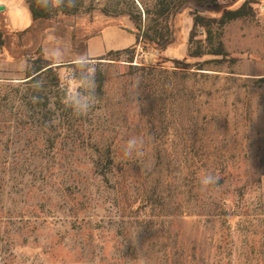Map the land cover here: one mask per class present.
Here are the masks:
<instances>
[{
    "label": "rangeland",
    "instance_id": "rangeland-1",
    "mask_svg": "<svg viewBox=\"0 0 264 264\" xmlns=\"http://www.w3.org/2000/svg\"><path fill=\"white\" fill-rule=\"evenodd\" d=\"M249 1L221 31L228 56L189 69L173 60L193 4L163 18L159 0H76L23 33L18 11L0 15V264H264V0ZM139 12L172 42L98 59L135 46ZM39 56L52 68L28 81ZM77 91L85 116L66 107ZM131 136L146 173L123 155ZM206 173L219 181L201 191Z\"/></svg>",
    "mask_w": 264,
    "mask_h": 264
},
{
    "label": "trees",
    "instance_id": "trees-1",
    "mask_svg": "<svg viewBox=\"0 0 264 264\" xmlns=\"http://www.w3.org/2000/svg\"><path fill=\"white\" fill-rule=\"evenodd\" d=\"M241 0H231L230 7L223 8V12L220 16L211 14L213 10L220 7L219 0H159L158 2V12L159 16L166 18L170 17L187 4H193V26L189 35L188 45H189V57H185L183 60L176 59L173 60L176 67L187 68L194 66L191 64L189 59L203 58L206 56L216 57L214 61H222L227 56L228 53L225 50L224 44L221 40V31L226 25L235 21L237 19H242L251 16L254 13V8L251 5V1L245 0L239 7L232 8L235 4L239 3ZM29 10L32 14L34 21L39 20H49L53 19L59 15H73L80 10V5L75 4V7H65L63 10H44L38 7L36 0H26ZM202 8V10H200ZM107 9V8H103ZM106 11V10H105ZM212 11V12H211ZM211 12V13H207ZM131 19L136 24V32L128 29L130 33L136 34V44L132 48H127L124 50L111 51L106 56L98 59H106L107 57L113 58L111 60L122 61L123 55H130L129 62H133V56L136 51V47L144 43V47L147 48L150 45H156L157 47L166 48L172 40L168 37H164L163 34L151 35V28H147L142 22V14L139 12V16L131 15ZM167 18V19H168ZM126 29V28H123ZM152 30L154 28L152 27ZM204 36L201 40L199 37ZM7 36L2 28L0 27V50L6 47ZM161 39V40H158ZM212 60V61H213ZM27 62L29 69L27 72L28 81L37 79L40 75L50 70L52 63L48 60L43 59L42 56L37 58L28 57ZM76 65V64H70ZM200 67V66H199ZM203 70V68H198Z\"/></svg>",
    "mask_w": 264,
    "mask_h": 264
},
{
    "label": "clouds",
    "instance_id": "clouds-1",
    "mask_svg": "<svg viewBox=\"0 0 264 264\" xmlns=\"http://www.w3.org/2000/svg\"><path fill=\"white\" fill-rule=\"evenodd\" d=\"M38 7L44 10H63L65 7H75L76 0H36ZM137 81L135 87H138ZM66 107L71 109L73 115L80 117L88 114L93 106V98L91 95L85 92H79L72 96H66ZM146 140L143 137L131 136L127 139L123 145V155L125 158L137 162L141 166L143 172L150 170L146 161L145 153ZM219 177L210 173L202 175L199 179L200 190L205 191L210 186H214L218 183Z\"/></svg>",
    "mask_w": 264,
    "mask_h": 264
},
{
    "label": "crops",
    "instance_id": "crops-1",
    "mask_svg": "<svg viewBox=\"0 0 264 264\" xmlns=\"http://www.w3.org/2000/svg\"><path fill=\"white\" fill-rule=\"evenodd\" d=\"M1 5L5 6V10L0 12V15L3 18H6V16H7L5 14L6 12L15 13L18 11L19 16H21L24 19V21L22 20L23 24L25 22L24 25H21L22 26L21 29L15 27V25L10 26L9 24H7L8 27L14 28L17 32L23 33L35 25L36 21H34V19L32 17V14L29 10V7H28L26 0H0V6ZM7 51H8L7 48H4V52L8 57L9 54ZM10 64H11V62H10ZM25 66H26V64H25Z\"/></svg>",
    "mask_w": 264,
    "mask_h": 264
},
{
    "label": "water",
    "instance_id": "water-1",
    "mask_svg": "<svg viewBox=\"0 0 264 264\" xmlns=\"http://www.w3.org/2000/svg\"><path fill=\"white\" fill-rule=\"evenodd\" d=\"M5 10V6L4 5H1L0 6V12L4 11Z\"/></svg>",
    "mask_w": 264,
    "mask_h": 264
}]
</instances>
